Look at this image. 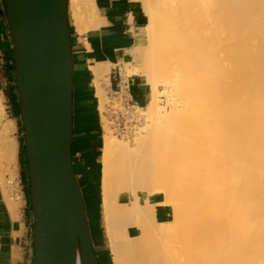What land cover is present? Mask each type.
I'll return each instance as SVG.
<instances>
[{"label":"bare ground","instance_id":"bare-ground-1","mask_svg":"<svg viewBox=\"0 0 264 264\" xmlns=\"http://www.w3.org/2000/svg\"><path fill=\"white\" fill-rule=\"evenodd\" d=\"M94 3L69 0L80 31L97 21ZM132 5L147 33L131 73L148 90L134 146L104 135L102 211L114 264H264V0ZM108 70L94 67L100 98ZM160 84L177 90L182 110L158 106ZM12 143L0 138V159L12 160ZM161 194L183 201L170 210L182 223H167Z\"/></svg>","mask_w":264,"mask_h":264},{"label":"water","instance_id":"water-1","mask_svg":"<svg viewBox=\"0 0 264 264\" xmlns=\"http://www.w3.org/2000/svg\"><path fill=\"white\" fill-rule=\"evenodd\" d=\"M0 1L25 133L34 220L32 264H100L73 163L69 0Z\"/></svg>","mask_w":264,"mask_h":264},{"label":"crops","instance_id":"crops-1","mask_svg":"<svg viewBox=\"0 0 264 264\" xmlns=\"http://www.w3.org/2000/svg\"><path fill=\"white\" fill-rule=\"evenodd\" d=\"M132 1L92 0L93 3L95 2V14L98 17L94 26L80 31L74 19L71 24L75 73L73 163L86 201L88 217L92 225L93 243L98 253L104 250L101 231H106L102 211L101 156L105 134L99 112L101 98L98 95L94 67L104 66L109 69V81L103 83L105 91L107 85L116 86L118 69L124 70L131 62L135 44L145 23L140 18L141 11L133 7ZM14 70L11 36L0 1V107L5 112L0 115L2 122H0V134L3 125L6 124L9 126V138L17 141L22 119ZM131 94L135 101L143 102L145 93L134 80ZM19 172L22 183V190L19 193L11 192L9 186L0 185V264H32L34 220L30 181L25 175V169L20 168ZM6 198L10 203L13 201L14 205L7 202ZM96 240L101 241V244ZM98 256L100 261L104 260L103 253Z\"/></svg>","mask_w":264,"mask_h":264},{"label":"rangeland","instance_id":"rangeland-1","mask_svg":"<svg viewBox=\"0 0 264 264\" xmlns=\"http://www.w3.org/2000/svg\"><path fill=\"white\" fill-rule=\"evenodd\" d=\"M69 18H70V23L72 24L73 19L75 20V18H74L73 14L71 12H69ZM140 18H141V16H140ZM76 25H77V23H76ZM146 33H147V24L145 22L144 25H143V27H142V30H141V33H140L139 37L145 35ZM131 69H133V64L130 62L128 65L125 66V69L124 70L126 71V73L128 75L131 76L132 82H133V80L135 81V79H134V77H133V75L131 73ZM107 82H108V80L105 81V83H107ZM146 82H147L146 81V78L143 77L142 78V85H141V87H142V89H143V91L145 93V97L143 98V102H142V104L144 106L146 105V99H147L146 97H147V90L148 89H147V86L146 85H143V84H145ZM158 90H159L158 97H157V99H158V106H160V108H162L163 111H165V110H167V111L173 110L175 108V102H176L175 101V98H176V93H177L175 91H177V90H173L171 88H166L165 86H163V84H160L158 86ZM105 91H104V97L101 98L102 99L101 100L102 101L101 102V107H102L101 109H103L104 103L106 102V93H105ZM176 100H177V98H176ZM177 102H179V103L176 104V108L175 109L182 110L181 107H183L182 106L183 103L181 104L179 100ZM144 109H146V106H145ZM143 113H144V111H143ZM197 113L199 114V112H197ZM199 115L201 116V112H200ZM199 115L196 114V116H195L193 114L192 115V121H194V123H195V122H198V120H199V122L196 123V124H198V127L201 128L200 126L202 125V123L200 122V120L203 117L202 116H201L202 118L201 117H198ZM101 119H102L101 121L103 123V133L105 135L107 133L108 135H111L115 140L117 139V141H120V142L126 143V142L129 141L128 143L131 146H134L135 138L134 139H122V138H119V137L115 136L113 134V132L110 130V128L107 126V124H105V121L103 120L102 117H101ZM143 122H144V119H143ZM143 126H144V124H142V121H141V127H143ZM106 129L108 130V132H107ZM18 133H19V140L16 141V140H14V138H9V126L7 125L6 129L3 128L2 129V132L0 134V138L3 137V139H4V137H5L7 141L13 142L14 144L12 143V146L13 145L14 146H13L12 150L15 149V151H13L14 153L12 154V156H13L12 160H11V158L9 159L10 161H8V159H6V158H3L5 160H3L2 158L0 159V163H2L1 164L2 167H3V165L5 166V168H4L5 169V172H4V169L2 167H0L1 169H3V172H4V173H2V176L3 177H1L2 178L1 181L3 182V185L9 186V189H11V192H15L16 191V193H19V191L22 190V183H20L21 182V178H20L21 175H20V172H19L20 168L25 169V171H26L25 172V175L29 178L28 166H27V157H26V150H25V133H24V127H23L22 121L20 122V126L18 128ZM198 139H199V137H198ZM196 140H197V137H196ZM201 141L203 142L204 140H202V138H200V141L199 142H200L201 148H203V147L206 148V146H205L206 143H204V145L202 144L203 145V147H202ZM196 142L198 143V141H196ZM198 145H199V143H198ZM2 152L3 151H1V153ZM3 154L4 153H2L0 156L2 157ZM101 156H103V150L101 151ZM6 160L8 162H6ZM102 160H103V157H102ZM4 161H5V163H4ZM6 167L8 168V171H7V168ZM9 167H10V169H9ZM1 172H2V170H1ZM23 175H24V173H23ZM101 175H102V171H101ZM11 181H12V183H11ZM167 198H169V197L168 196L166 197V195H164V194L162 195L161 194L160 197H159V199H158V203H159V207H160L159 209L162 210V211L167 212L165 214H167L168 217L167 216H164L165 219L167 220V223H169L171 226L172 225L174 226L175 224L182 223V221H180V219H177V218L175 219L174 213H172L170 210L172 208H174L175 210H177V212H180L181 210L180 209H176L175 207L182 206L181 204H183L182 203L183 201L180 202L179 201L180 199H175V197H174L173 200H172L171 197L169 199H167ZM174 200H177V201H174ZM162 216H163V214L162 215L159 214V217L160 218ZM175 222H177V223H175ZM158 224H160V223H158ZM158 228H159V226H158ZM105 234H106L105 231H103L102 232V235H103V241H104V245H105L104 250L103 251L100 250L99 253L98 252H96V253H97V255L98 254H101V253H103V255H104V260L103 261H100V264H114V262H113V256H112V253H111L110 249L108 248L107 238H106V235ZM93 245H94V243H93Z\"/></svg>","mask_w":264,"mask_h":264},{"label":"built area","instance_id":"built-area-1","mask_svg":"<svg viewBox=\"0 0 264 264\" xmlns=\"http://www.w3.org/2000/svg\"><path fill=\"white\" fill-rule=\"evenodd\" d=\"M116 73V86H106V102L99 112L115 136L133 139L139 135L145 106L132 97L131 76L125 70Z\"/></svg>","mask_w":264,"mask_h":264}]
</instances>
